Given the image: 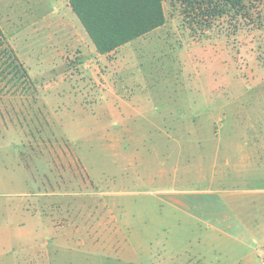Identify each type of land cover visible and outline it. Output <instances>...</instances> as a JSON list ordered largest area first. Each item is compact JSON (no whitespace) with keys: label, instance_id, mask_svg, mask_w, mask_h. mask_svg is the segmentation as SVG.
I'll list each match as a JSON object with an SVG mask.
<instances>
[{"label":"rangeland","instance_id":"rangeland-1","mask_svg":"<svg viewBox=\"0 0 264 264\" xmlns=\"http://www.w3.org/2000/svg\"><path fill=\"white\" fill-rule=\"evenodd\" d=\"M163 3L135 49L100 54L69 0H0V50L34 82L0 78V264L26 242L52 264H194L223 191L264 188V0ZM21 209L61 234L16 230Z\"/></svg>","mask_w":264,"mask_h":264},{"label":"crops","instance_id":"crops-1","mask_svg":"<svg viewBox=\"0 0 264 264\" xmlns=\"http://www.w3.org/2000/svg\"><path fill=\"white\" fill-rule=\"evenodd\" d=\"M133 43H138L137 39L118 49L123 51L128 47L135 49L134 47L137 46ZM130 61L132 60L126 58V62H122L123 66L130 63ZM130 81L132 83H130ZM130 81L129 83L132 85L134 84L133 86L138 88L139 91L153 85L147 82L139 85V80ZM121 84L124 85L125 83L122 82ZM125 87L126 84L123 88ZM131 94V98H128L129 96L125 95L118 96L122 104L127 105L126 110L128 111V114L137 110V108H132L130 111L129 106L132 105L133 102L140 104L142 100L136 98L140 94L136 96L134 93ZM158 131V134L164 133L163 136H165V134L170 135L169 132H164L162 129ZM180 194L186 195V193L183 192ZM181 195H178L177 193L168 194V200L172 205V208H174V212L170 211V213H173L176 217L178 216L177 213H184L189 217L196 218V216L190 215L191 212L188 210V205H191L192 203L187 198H182ZM222 197H224L228 210L217 212L218 225L210 223V221L206 222L205 219V233L201 236L203 239V243L201 244L204 245L197 254L199 261H195L194 264H258L259 262L262 264V259L264 258V188L245 186L242 189L224 190ZM16 211L17 210H14V212ZM19 211L24 214L23 216H25V218L15 224L14 228H16V230L24 231L28 226H31L36 222L42 227V236L46 235L48 237L54 234H61V232L59 233V230L55 229V224L52 219L46 220L42 214H39V212L34 213V210L31 209H21ZM15 216L17 217V215L12 212V218ZM36 217L41 219L35 220L34 218ZM201 221H203V219H201ZM59 226L60 225H58L57 228H59ZM9 231L12 233L11 229ZM45 244L49 246L50 241L45 240ZM58 245V242H56L57 248H67V246L63 247ZM39 246L40 244L34 242H26L25 244H22L25 251V255L22 258L23 264H52L49 260L41 258L36 259L34 257L39 253ZM210 248L218 250L215 256H207Z\"/></svg>","mask_w":264,"mask_h":264},{"label":"trees","instance_id":"trees-1","mask_svg":"<svg viewBox=\"0 0 264 264\" xmlns=\"http://www.w3.org/2000/svg\"><path fill=\"white\" fill-rule=\"evenodd\" d=\"M240 7L242 0H238ZM70 6L100 54H109L121 46L162 27L166 22L163 0H69ZM241 19L244 8H239ZM0 45L5 44L0 31ZM0 78L34 82L12 47L0 50Z\"/></svg>","mask_w":264,"mask_h":264},{"label":"built area","instance_id":"built-area-1","mask_svg":"<svg viewBox=\"0 0 264 264\" xmlns=\"http://www.w3.org/2000/svg\"><path fill=\"white\" fill-rule=\"evenodd\" d=\"M262 264H264V261L262 262Z\"/></svg>","mask_w":264,"mask_h":264}]
</instances>
